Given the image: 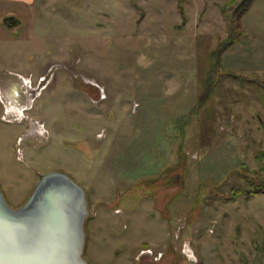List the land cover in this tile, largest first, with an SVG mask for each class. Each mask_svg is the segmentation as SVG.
<instances>
[{"label":"rangeland","instance_id":"374dc122","mask_svg":"<svg viewBox=\"0 0 264 264\" xmlns=\"http://www.w3.org/2000/svg\"><path fill=\"white\" fill-rule=\"evenodd\" d=\"M228 1L186 0L183 15L179 0L7 12L22 21L0 23L8 204L60 171L87 193L90 264H264V195L246 198L264 184V88L233 77L264 70L242 59L251 39L222 14L242 0Z\"/></svg>","mask_w":264,"mask_h":264},{"label":"water","instance_id":"95a60500","mask_svg":"<svg viewBox=\"0 0 264 264\" xmlns=\"http://www.w3.org/2000/svg\"><path fill=\"white\" fill-rule=\"evenodd\" d=\"M15 29L17 16L4 18ZM85 189L60 171L40 176L27 201L11 207L0 188V264H90L85 258Z\"/></svg>","mask_w":264,"mask_h":264},{"label":"crops","instance_id":"0c3cea01","mask_svg":"<svg viewBox=\"0 0 264 264\" xmlns=\"http://www.w3.org/2000/svg\"><path fill=\"white\" fill-rule=\"evenodd\" d=\"M258 0H254V3L249 12L243 17V30L245 31V37L251 39L250 52L249 49L243 45V48H239L242 53V59H249L255 64V68H262L264 70V42L258 39V35H264V30L260 29L264 24V17L262 15H254L253 9L256 7ZM18 4H35V0H0V23L3 16H7V12H15ZM15 7V8H14ZM17 12V11H16ZM21 15V13L19 12ZM23 15V14H22ZM2 24V23H1ZM236 45V44H235ZM248 62V61H247ZM242 63V62H241ZM244 65V63L242 64Z\"/></svg>","mask_w":264,"mask_h":264},{"label":"trees","instance_id":"16d2710c","mask_svg":"<svg viewBox=\"0 0 264 264\" xmlns=\"http://www.w3.org/2000/svg\"><path fill=\"white\" fill-rule=\"evenodd\" d=\"M186 0H179V9L183 15L184 9L183 5ZM237 0H229L226 2L227 5H230L231 3L236 2ZM254 3V0H242V3H240L238 6H236L234 9H232V15L229 16V12L227 11V6L223 8L222 14L223 17L226 19H230V23L233 25L234 28L238 30V35L236 36H242L245 35V31L243 30V17L244 15L250 11L252 5ZM238 40L235 38L233 42L228 46L231 47L234 43H236ZM221 49V53H223L227 48ZM236 79H239L243 82H249V83H255L262 88H264V78H259L257 75L250 74V75H243V74H236L233 76ZM259 157L264 162V151L259 153ZM238 194H236L237 196ZM258 195H264V184L263 185H251L250 189L246 192V198L250 200V198L258 196ZM234 196L233 199H236ZM233 200H230L229 202H232Z\"/></svg>","mask_w":264,"mask_h":264},{"label":"flooded vegetation","instance_id":"af4514ba","mask_svg":"<svg viewBox=\"0 0 264 264\" xmlns=\"http://www.w3.org/2000/svg\"><path fill=\"white\" fill-rule=\"evenodd\" d=\"M6 16H4V17H2L1 18V22H3V25L5 24L4 23V18H5ZM5 26L9 29V30H11V31H14V32H17L18 30H17V28H15V29H10L6 24H5ZM29 86V85H28ZM29 89V88H28ZM21 105V104H20ZM24 106H25V104H24ZM24 106H22V108H24L25 109V107ZM12 108H15V107H12ZM19 109H21V108H19ZM142 254H143V252H141V257H142ZM137 259V258H136ZM139 260H142V259H140L139 258ZM157 261V260H156ZM144 264H156L155 262H153V261H146Z\"/></svg>","mask_w":264,"mask_h":264}]
</instances>
